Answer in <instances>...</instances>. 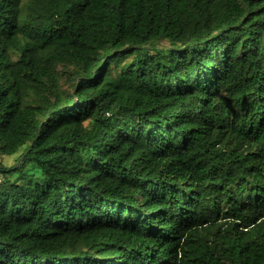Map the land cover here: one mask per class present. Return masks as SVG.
Returning <instances> with one entry per match:
<instances>
[{
    "label": "trees",
    "instance_id": "16d2710c",
    "mask_svg": "<svg viewBox=\"0 0 264 264\" xmlns=\"http://www.w3.org/2000/svg\"><path fill=\"white\" fill-rule=\"evenodd\" d=\"M20 151L0 264H264V0H0Z\"/></svg>",
    "mask_w": 264,
    "mask_h": 264
},
{
    "label": "rangeland",
    "instance_id": "374dc122",
    "mask_svg": "<svg viewBox=\"0 0 264 264\" xmlns=\"http://www.w3.org/2000/svg\"><path fill=\"white\" fill-rule=\"evenodd\" d=\"M22 154V151H20L19 153H17L14 156H4L0 153V165L2 167H6V168H12V167H16L17 165H19L18 162V158L20 157V155ZM23 171H25V173L27 174H36L37 177H39V173L36 172V170L34 168H32L31 166H26L23 168ZM2 176H0V181H2ZM11 181L13 182H17L19 184H29L28 181L25 180H18V175H14L11 178Z\"/></svg>",
    "mask_w": 264,
    "mask_h": 264
}]
</instances>
